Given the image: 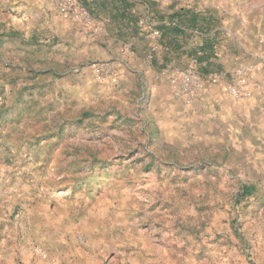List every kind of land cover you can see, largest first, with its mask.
<instances>
[{"label": "rangeland", "instance_id": "rangeland-1", "mask_svg": "<svg viewBox=\"0 0 264 264\" xmlns=\"http://www.w3.org/2000/svg\"><path fill=\"white\" fill-rule=\"evenodd\" d=\"M75 1L0 0V264H264V0Z\"/></svg>", "mask_w": 264, "mask_h": 264}, {"label": "crops", "instance_id": "crops-1", "mask_svg": "<svg viewBox=\"0 0 264 264\" xmlns=\"http://www.w3.org/2000/svg\"><path fill=\"white\" fill-rule=\"evenodd\" d=\"M175 15L178 16V13H175ZM159 18L165 19L166 16L160 15ZM177 20L178 19H176V22H172L171 25H164V24L158 25V28L161 30L160 31L161 37L157 40H154V43L149 44V39H144L140 43H138L140 47H142L143 45H146L145 49L143 50L145 52L149 51L150 49L154 50V53L152 54V57L150 60V64L152 67L164 68L171 64H177L178 62H181L179 59L181 55L188 56L189 53H193L192 50L190 51L186 50L184 49V47L181 46V42H180L181 35L170 34L174 31L179 30V23L177 22ZM166 35H169V36L167 37ZM163 37H166V40L162 39ZM151 44L153 47H151ZM200 45L201 46L199 47V49L203 50L204 48L203 42H201ZM201 54H202L201 56H196V57L197 58L204 57L208 61L211 60V58L204 56L203 53Z\"/></svg>", "mask_w": 264, "mask_h": 264}, {"label": "built area", "instance_id": "built-area-1", "mask_svg": "<svg viewBox=\"0 0 264 264\" xmlns=\"http://www.w3.org/2000/svg\"><path fill=\"white\" fill-rule=\"evenodd\" d=\"M57 3L59 9L65 13H70L79 18H86L88 16L85 9L75 0H57ZM178 83L181 85L183 92H188L190 87L199 86L200 78L194 69L189 68L181 72Z\"/></svg>", "mask_w": 264, "mask_h": 264}]
</instances>
